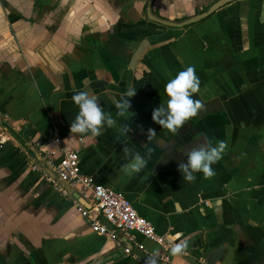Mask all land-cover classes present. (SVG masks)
<instances>
[{
  "label": "crops",
  "instance_id": "crops-1",
  "mask_svg": "<svg viewBox=\"0 0 264 264\" xmlns=\"http://www.w3.org/2000/svg\"><path fill=\"white\" fill-rule=\"evenodd\" d=\"M217 1L155 0L153 13L178 21ZM147 4L0 0V120L14 137L0 148V264H145L154 251L162 264H264V0H238L181 29L148 20ZM188 65L202 108L172 132L152 111ZM129 85L137 90L128 135L71 132L76 92L94 93L115 116L111 100ZM205 137L227 145L215 174L185 181L178 162ZM124 147L152 148L139 173L122 171ZM71 150L83 175L122 193L182 250L174 255L135 232L115 240L94 232L78 200L38 162L54 171L50 164Z\"/></svg>",
  "mask_w": 264,
  "mask_h": 264
},
{
  "label": "clouds",
  "instance_id": "clouds-1",
  "mask_svg": "<svg viewBox=\"0 0 264 264\" xmlns=\"http://www.w3.org/2000/svg\"><path fill=\"white\" fill-rule=\"evenodd\" d=\"M242 51H248V47L245 46ZM199 88L200 78L194 66L188 65L178 71L166 82L164 91L168 99L166 103H161L159 107L153 109V121L165 129L176 132L186 121L195 117L202 108V102L193 98V94L197 93ZM136 90L135 87L129 85L122 97L112 98L111 103L116 109L115 116L100 106V101L94 93L87 90L76 92L72 96V101L78 106L79 111L71 122V132L90 133L96 136L107 127L115 128L120 136L128 135L131 131L129 124L126 123L129 119L127 115L130 108L129 98L136 94ZM117 118H122V122H119ZM153 132L152 129H148V138ZM226 147L225 141L213 143L205 137L203 142L195 144L184 153L186 162L184 160L178 162V171L183 179L189 182L195 181V173L198 172L202 173L205 178H209L215 174L212 166L222 158ZM123 151L128 162L123 165L122 171L130 175L139 173L147 166L152 148H147L143 155L131 151L128 147H124ZM184 246V243L175 245L171 249L172 254L179 253ZM156 257L157 253L152 252L145 260V264H158Z\"/></svg>",
  "mask_w": 264,
  "mask_h": 264
},
{
  "label": "built area",
  "instance_id": "built-area-1",
  "mask_svg": "<svg viewBox=\"0 0 264 264\" xmlns=\"http://www.w3.org/2000/svg\"><path fill=\"white\" fill-rule=\"evenodd\" d=\"M11 141L10 136L0 127V148ZM78 141L80 144L84 142L81 137ZM56 142L60 143V139L57 138ZM50 165L60 180L68 184L89 202L90 209L77 201L75 203L77 211L83 218L90 220L91 229L98 235L115 240L119 233L130 236V233L135 232L158 243L166 250L172 249L165 238L156 233L154 226L138 215L132 203L122 193L99 185L93 178L80 172L78 150L64 151L60 162L56 165ZM102 220H105L112 229H109Z\"/></svg>",
  "mask_w": 264,
  "mask_h": 264
},
{
  "label": "water",
  "instance_id": "water-1",
  "mask_svg": "<svg viewBox=\"0 0 264 264\" xmlns=\"http://www.w3.org/2000/svg\"><path fill=\"white\" fill-rule=\"evenodd\" d=\"M236 1H238V0H219V1L215 2L213 5H211L209 8H207V10H205L201 14H198L196 16H193V17L187 18V19H183V20L172 21V20H169L167 18L155 15L153 13V5H154L155 0H148L146 14H147L148 20H150L151 22L157 23L161 26H165L168 28L181 29V28L188 27L190 25L196 24L198 22H201V21L209 18L210 16H212L214 13H216L222 7H224L230 3L236 2ZM0 127L10 137L14 138L13 135L11 134V132L9 131V129L7 128V126L5 125V123H3L1 120H0ZM38 162L42 167H44L52 175V177L60 184V186L67 193H69L74 199L78 200V202L81 205H83L84 207H86L87 209L91 208L89 206V204L80 196V194L78 192H76L75 190H73L68 184H66L65 182L60 180V178L57 176V174L49 166H47V164H45L44 162H41L40 160ZM102 221L109 229H112L111 226L105 220H102ZM158 264H162V263L158 262Z\"/></svg>",
  "mask_w": 264,
  "mask_h": 264
}]
</instances>
